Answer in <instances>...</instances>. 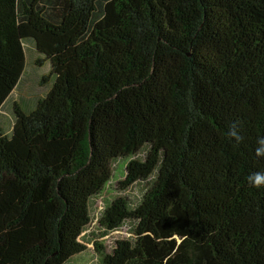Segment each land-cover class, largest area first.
I'll return each mask as SVG.
<instances>
[{
  "label": "trees",
  "instance_id": "1",
  "mask_svg": "<svg viewBox=\"0 0 264 264\" xmlns=\"http://www.w3.org/2000/svg\"><path fill=\"white\" fill-rule=\"evenodd\" d=\"M26 42L54 79L0 111V264L81 255L117 159L151 183L102 264H264V0H0V110Z\"/></svg>",
  "mask_w": 264,
  "mask_h": 264
},
{
  "label": "rangeland",
  "instance_id": "2",
  "mask_svg": "<svg viewBox=\"0 0 264 264\" xmlns=\"http://www.w3.org/2000/svg\"><path fill=\"white\" fill-rule=\"evenodd\" d=\"M26 48V67L22 76V89H15L7 98L3 107L1 108L2 119L4 123L1 126L10 125L12 102L17 99V94H23L26 97L32 95L33 89L37 90L38 94L43 93L47 88L49 89L53 82V75L50 73L49 61H43L42 64L36 65L35 61L39 54L35 51L33 43H25ZM29 78L32 81L28 82ZM27 80V81H26ZM25 81V82H23ZM30 84V86H29ZM32 85V86H31ZM126 159H117L112 162V177L104 191L98 198L92 199L90 204L91 223L81 233L80 240L86 245V249L81 255L74 257L66 264H102V257L100 253L95 250V242H100L104 253L110 252L116 240L128 238L131 235V223L126 222L120 228L109 232L98 226L99 217L103 213L106 204L111 200L119 197H124L130 206L136 205L148 186L151 183L150 179H141L135 182L129 188L122 190L118 186V181L125 176Z\"/></svg>",
  "mask_w": 264,
  "mask_h": 264
},
{
  "label": "clouds",
  "instance_id": "3",
  "mask_svg": "<svg viewBox=\"0 0 264 264\" xmlns=\"http://www.w3.org/2000/svg\"><path fill=\"white\" fill-rule=\"evenodd\" d=\"M229 135L235 138L237 141L240 140V137L236 135L235 131H231ZM258 142H264V137L260 138ZM248 183L251 187H255V188L264 186V172H256L253 175H251L248 178Z\"/></svg>",
  "mask_w": 264,
  "mask_h": 264
},
{
  "label": "crops",
  "instance_id": "4",
  "mask_svg": "<svg viewBox=\"0 0 264 264\" xmlns=\"http://www.w3.org/2000/svg\"><path fill=\"white\" fill-rule=\"evenodd\" d=\"M1 111V110H0Z\"/></svg>",
  "mask_w": 264,
  "mask_h": 264
}]
</instances>
